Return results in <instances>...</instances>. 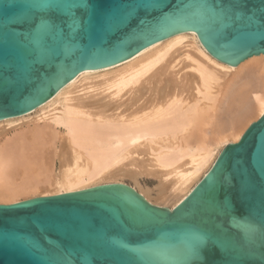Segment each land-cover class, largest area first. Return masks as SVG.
Segmentation results:
<instances>
[{"label":"water","instance_id":"95a60500","mask_svg":"<svg viewBox=\"0 0 264 264\" xmlns=\"http://www.w3.org/2000/svg\"><path fill=\"white\" fill-rule=\"evenodd\" d=\"M264 55V0H0V120L175 33ZM0 264H264V115L173 210L124 185L0 204Z\"/></svg>","mask_w":264,"mask_h":264},{"label":"bare ground","instance_id":"6f19581e","mask_svg":"<svg viewBox=\"0 0 264 264\" xmlns=\"http://www.w3.org/2000/svg\"><path fill=\"white\" fill-rule=\"evenodd\" d=\"M263 115L264 55L233 67L175 33L0 120V204L128 181L173 210Z\"/></svg>","mask_w":264,"mask_h":264},{"label":"rangeland","instance_id":"374dc122","mask_svg":"<svg viewBox=\"0 0 264 264\" xmlns=\"http://www.w3.org/2000/svg\"><path fill=\"white\" fill-rule=\"evenodd\" d=\"M254 122H255V121H254ZM123 185L132 189V186L130 185V183H129L128 181L125 182V184H123ZM130 186H131V187H130ZM147 186H148L149 188H154V186H155V182H154L152 179H149V180H147ZM22 200H25V199H19L18 201H22ZM156 207H160V208H164V209H169V207L162 206V205H157V204H156ZM169 210H170V209H169Z\"/></svg>","mask_w":264,"mask_h":264}]
</instances>
